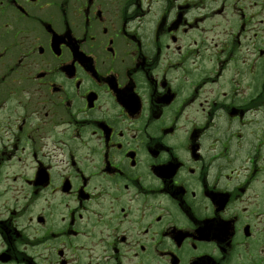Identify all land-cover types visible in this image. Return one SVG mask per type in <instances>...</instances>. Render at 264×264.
Returning a JSON list of instances; mask_svg holds the SVG:
<instances>
[{
	"label": "flooded vegetation",
	"instance_id": "1",
	"mask_svg": "<svg viewBox=\"0 0 264 264\" xmlns=\"http://www.w3.org/2000/svg\"><path fill=\"white\" fill-rule=\"evenodd\" d=\"M0 264H264V0H0Z\"/></svg>",
	"mask_w": 264,
	"mask_h": 264
}]
</instances>
